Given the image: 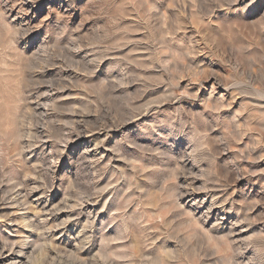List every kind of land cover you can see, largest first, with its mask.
Masks as SVG:
<instances>
[{"label": "rangeland", "instance_id": "374dc122", "mask_svg": "<svg viewBox=\"0 0 264 264\" xmlns=\"http://www.w3.org/2000/svg\"><path fill=\"white\" fill-rule=\"evenodd\" d=\"M32 262L264 264V0H0V264Z\"/></svg>", "mask_w": 264, "mask_h": 264}, {"label": "bare ground", "instance_id": "6f19581e", "mask_svg": "<svg viewBox=\"0 0 264 264\" xmlns=\"http://www.w3.org/2000/svg\"><path fill=\"white\" fill-rule=\"evenodd\" d=\"M23 217H25V216H23ZM25 221V220H24ZM20 222V221H19ZM23 222V221H22ZM21 222V223H22ZM28 222V221H27ZM25 223H26V221H25ZM29 224V223H28ZM28 237V236H27ZM27 240V239H26ZM29 243V242H28ZM45 245H47V243L45 244ZM22 246V245H21ZM46 247V246H45ZM51 248V247H50ZM36 249V248H35ZM44 249V248H43ZM36 259V258H35ZM34 262H32L31 264H33ZM34 264H37V263H34Z\"/></svg>", "mask_w": 264, "mask_h": 264}]
</instances>
